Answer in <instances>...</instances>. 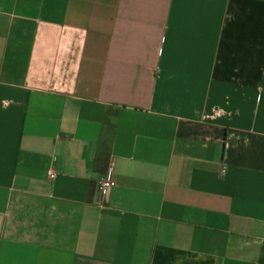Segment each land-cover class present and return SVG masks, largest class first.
Listing matches in <instances>:
<instances>
[{
    "label": "crops",
    "instance_id": "1",
    "mask_svg": "<svg viewBox=\"0 0 264 264\" xmlns=\"http://www.w3.org/2000/svg\"><path fill=\"white\" fill-rule=\"evenodd\" d=\"M0 264H264V0H0Z\"/></svg>",
    "mask_w": 264,
    "mask_h": 264
},
{
    "label": "built area",
    "instance_id": "2",
    "mask_svg": "<svg viewBox=\"0 0 264 264\" xmlns=\"http://www.w3.org/2000/svg\"><path fill=\"white\" fill-rule=\"evenodd\" d=\"M49 177L53 178L54 174H50ZM114 185H115L114 182L108 178L101 181L98 186V193L100 198L105 199Z\"/></svg>",
    "mask_w": 264,
    "mask_h": 264
}]
</instances>
